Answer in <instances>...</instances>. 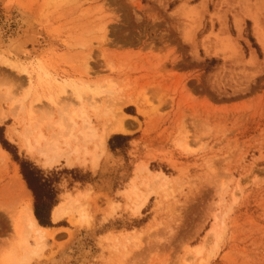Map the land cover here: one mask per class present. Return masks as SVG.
Here are the masks:
<instances>
[{"label":"rangeland","instance_id":"374dc122","mask_svg":"<svg viewBox=\"0 0 264 264\" xmlns=\"http://www.w3.org/2000/svg\"><path fill=\"white\" fill-rule=\"evenodd\" d=\"M25 17L0 63V264H264V0H0L1 44ZM72 82L103 95L49 100ZM84 112L130 131L89 145L97 168L24 150Z\"/></svg>","mask_w":264,"mask_h":264},{"label":"bare ground","instance_id":"6f19581e","mask_svg":"<svg viewBox=\"0 0 264 264\" xmlns=\"http://www.w3.org/2000/svg\"><path fill=\"white\" fill-rule=\"evenodd\" d=\"M2 22H4V21H2ZM21 25H22L21 27H24V32H21V29H19V33L16 36L12 37L11 35H9L7 40H4V42L2 41V44L0 43V49L3 51V53H2L3 56L0 57L1 65L3 63H6L8 58H14L16 60L20 59V54L23 53L25 46H26V43L30 39H32L30 36V34H31V22H30V20L27 17H25V19L23 20V23L21 22ZM2 27H5L4 24H3V26H1L0 36H1V34L2 35L4 34L2 32V30H3ZM13 62H15V61H13ZM8 65H9V63H8ZM10 67H11V65H10ZM25 72H26V70H23L22 73H25ZM23 75L25 76V74H23ZM91 91H93V90H91L90 87L86 86V84H85V86H82L80 84H74L73 82L67 83L64 86V88L60 91V93H57L56 95H54V94L50 95L49 100L52 103H56L57 99L60 98L61 95L69 93L72 97H74L78 101L82 102L83 95L85 93L91 92ZM93 95H94V97L103 95L102 89H97V90L93 91ZM41 99H42V97H38L36 101L40 102ZM78 117H80L82 119L83 126L81 128L79 127L80 129L77 130L76 119ZM5 118H7V116H5V114H2L0 117V122H2V120H4ZM33 118H34V116H33ZM32 123H35V122H32ZM43 126H44L43 124H38L35 126L30 125L29 128L26 129V131H24L21 134V142L23 143L24 150H26V152L29 155H31L34 159H36V161L39 164H41L42 166H44L45 168L51 167L52 165L61 162L62 158H64L65 156H68V157L69 156H75V157H77L76 158L77 162L80 161L81 163H83L85 165L88 163L87 160L85 159L88 155L92 156L91 160H89L91 163V166L93 168H95V167L97 168L99 157L94 152H91L89 150V148H88L89 145L94 140H98V144L96 145V149L99 147L101 148V147L105 146V143H106L107 137L109 136V133L111 134V133H115V132H122V133H129L130 132L126 126V121L124 120V121L120 122L117 126L112 128V130L110 132L104 131L100 136H98L95 133L96 128L93 129V127H92L93 125L90 121V117L85 112L82 113L81 115H77L75 113H72V114H69L65 117H62L55 124V126H52V128L45 129ZM106 127L107 126H105V128ZM103 129H104V127H103ZM49 131H50V133H49ZM11 138H13V137H11ZM80 155H82L83 156L82 158H84V159H80L79 158ZM0 156L7 157V154L1 149V147H0ZM159 176H161V174ZM18 184H19V187L22 188V191H24L26 198L30 199L31 193L27 188H25L23 186V182L21 180H19ZM145 203H146V199H144L141 204L139 203L138 206L136 205L137 207L135 209V213H139L141 211V209L143 208V206L146 205ZM64 214H65V208L63 206L58 207L53 213V218L55 221H58V220L63 218ZM29 217H30V227L32 229L36 230V233L42 239L44 237L45 232L43 229L38 228L36 219L33 216L32 207L29 208ZM214 231L216 232V229ZM214 231L212 230L210 233L214 234ZM200 250H201V248H198V247L195 248V251L197 253L200 252Z\"/></svg>","mask_w":264,"mask_h":264},{"label":"trees","instance_id":"16d2710c","mask_svg":"<svg viewBox=\"0 0 264 264\" xmlns=\"http://www.w3.org/2000/svg\"><path fill=\"white\" fill-rule=\"evenodd\" d=\"M116 138H117V137L113 138V140L116 139ZM113 140H111V148H114V147L112 146V141H113ZM3 145L5 146V148H7L6 145H5V143H3ZM24 176H25V179L27 180V182H28V184H29L30 189L33 190L32 186L30 185V181H29V179H28V177L26 176L25 173H24ZM35 216H36L37 220L39 221V223H40L42 226H48V225H49V223H45V222L43 221L42 216H41V213H40V211H39V209H38V206H37L36 209H35Z\"/></svg>","mask_w":264,"mask_h":264}]
</instances>
